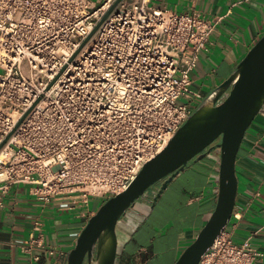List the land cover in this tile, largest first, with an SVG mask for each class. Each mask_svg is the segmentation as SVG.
<instances>
[{
	"label": "built area",
	"instance_id": "obj_1",
	"mask_svg": "<svg viewBox=\"0 0 264 264\" xmlns=\"http://www.w3.org/2000/svg\"><path fill=\"white\" fill-rule=\"evenodd\" d=\"M114 2L0 0V190L31 185L88 219L208 95L192 76L221 18L122 0L77 53ZM260 256L224 231L199 264Z\"/></svg>",
	"mask_w": 264,
	"mask_h": 264
},
{
	"label": "crops",
	"instance_id": "obj_2",
	"mask_svg": "<svg viewBox=\"0 0 264 264\" xmlns=\"http://www.w3.org/2000/svg\"><path fill=\"white\" fill-rule=\"evenodd\" d=\"M90 1L99 4L106 0ZM149 6L211 20L221 18L192 76L194 85L206 94L233 73L264 35V0H150ZM218 171L217 155L194 160L152 209V196L140 200L120 226L119 236L126 243L119 264H152L164 255H171L173 264L216 206ZM236 176L237 196L225 231L236 244L249 240L261 254L255 264H264V114L256 117L241 144ZM0 198V264H67V255L88 220L79 209L57 201L46 203L27 184L0 190ZM102 201H96L91 210L96 211ZM160 226L164 234L153 235ZM31 238L42 246L29 244Z\"/></svg>",
	"mask_w": 264,
	"mask_h": 264
},
{
	"label": "water",
	"instance_id": "obj_3",
	"mask_svg": "<svg viewBox=\"0 0 264 264\" xmlns=\"http://www.w3.org/2000/svg\"><path fill=\"white\" fill-rule=\"evenodd\" d=\"M121 1L115 0L77 53ZM261 114H264V35L233 73L206 96L167 146L144 165L129 187L101 204L68 253L67 264H119L126 243V239L119 236L120 226L127 221L139 201L147 197L149 189L159 185L149 200L150 210L191 161L202 160L215 152L219 161L216 206L205 217L195 239L174 262L199 264L231 220L238 189L237 155L247 131ZM6 140L0 145V150Z\"/></svg>",
	"mask_w": 264,
	"mask_h": 264
},
{
	"label": "rangeland",
	"instance_id": "obj_4",
	"mask_svg": "<svg viewBox=\"0 0 264 264\" xmlns=\"http://www.w3.org/2000/svg\"><path fill=\"white\" fill-rule=\"evenodd\" d=\"M214 154H215V152H214ZM191 163H193V161H191L189 164H191ZM154 188H155V186L151 187L149 189L148 193L152 192ZM107 199L103 200L102 203H104ZM94 205H95V202H94V200H92L91 207L93 208ZM96 211H94V214L96 213ZM88 220H89V218H88ZM88 220H87V222H88ZM163 234H164V229L161 228V226H160V227H156L155 228L153 235L160 236V235H163ZM172 240H173V238H172ZM172 259L173 258H172L171 255H168V256L164 255V256L159 257L158 260H154V262L152 264H171L172 263Z\"/></svg>",
	"mask_w": 264,
	"mask_h": 264
},
{
	"label": "flooded vegetation",
	"instance_id": "obj_5",
	"mask_svg": "<svg viewBox=\"0 0 264 264\" xmlns=\"http://www.w3.org/2000/svg\"><path fill=\"white\" fill-rule=\"evenodd\" d=\"M158 186H159V185H156L155 188L158 187ZM155 188H154V189H155ZM154 189H153V191H155ZM153 191H152V192H153ZM152 192H151V194L148 193V195H147V197H146L145 199L149 200V199L151 198V196H152Z\"/></svg>",
	"mask_w": 264,
	"mask_h": 264
},
{
	"label": "trees",
	"instance_id": "obj_6",
	"mask_svg": "<svg viewBox=\"0 0 264 264\" xmlns=\"http://www.w3.org/2000/svg\"><path fill=\"white\" fill-rule=\"evenodd\" d=\"M174 264V263H173Z\"/></svg>",
	"mask_w": 264,
	"mask_h": 264
}]
</instances>
